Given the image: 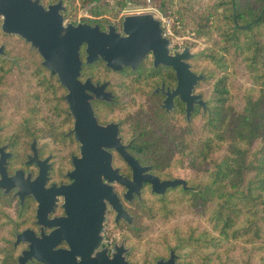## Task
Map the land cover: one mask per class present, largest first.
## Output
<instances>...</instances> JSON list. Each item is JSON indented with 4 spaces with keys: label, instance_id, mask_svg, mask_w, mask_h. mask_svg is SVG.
<instances>
[{
    "label": "flooded vegetation",
    "instance_id": "flooded-vegetation-1",
    "mask_svg": "<svg viewBox=\"0 0 264 264\" xmlns=\"http://www.w3.org/2000/svg\"><path fill=\"white\" fill-rule=\"evenodd\" d=\"M55 5L52 14L59 13L64 23L97 24L103 32L113 25L125 34V14L113 22L103 15L93 21L85 13L73 19L69 0L7 1V15L0 16V61H8L9 68L19 61L21 68H8L0 86V155L7 159V177L0 183V264H17L20 255L27 256L24 264H203L200 249L186 247L184 239L177 243L172 233L155 231L154 218L158 204L167 206V194L192 190L181 172L184 167L171 171V153L161 149L168 126L172 122L179 131L175 120L190 122L207 110L195 103L186 119V102L175 91L176 70L155 65L154 49L158 55L165 49L168 55H179L199 74L190 61L193 55H182L188 44L172 42L161 22L170 42H155L135 67L113 69L100 57L88 63L82 43L78 83H69L79 100L74 109L66 99L70 89L32 45L39 35V6ZM4 18L9 27L19 19L23 33L3 31ZM203 80L192 89L202 100ZM89 104L96 121L90 119ZM102 158L110 159V170L103 173L99 161L95 171L100 176L92 183L90 159ZM78 159H83L81 168L75 165ZM17 171L16 178H9ZM82 172L84 182H76ZM174 179L186 186L153 190Z\"/></svg>",
    "mask_w": 264,
    "mask_h": 264
},
{
    "label": "trees",
    "instance_id": "trees-1",
    "mask_svg": "<svg viewBox=\"0 0 264 264\" xmlns=\"http://www.w3.org/2000/svg\"><path fill=\"white\" fill-rule=\"evenodd\" d=\"M93 1L90 13L97 16L116 15L128 0L82 4ZM132 1L157 5L185 26L190 19L189 27L207 42L190 60L205 76L207 110L190 122L175 120L179 131L171 122L162 142L170 168L178 162L191 169L185 180L192 187L163 211L182 203L201 217L197 233L187 236L189 226L178 224L172 234L177 243L209 248L204 264L213 257L217 264H264V0H178L176 7L174 0ZM7 71L0 67V86Z\"/></svg>",
    "mask_w": 264,
    "mask_h": 264
},
{
    "label": "water",
    "instance_id": "water-1",
    "mask_svg": "<svg viewBox=\"0 0 264 264\" xmlns=\"http://www.w3.org/2000/svg\"><path fill=\"white\" fill-rule=\"evenodd\" d=\"M8 0H0V16L7 15L6 3ZM55 6H49L48 9H43L39 6L37 13L38 20L35 22L38 37L33 40L32 45L37 47L44 57L43 64L48 67L52 73H57L58 77L63 85L70 89V92L66 95L71 108H78L79 100L75 97L77 92L72 89L69 84L72 81L77 85L78 72L81 66V60L78 55L79 46L82 43H86L87 62L92 63L99 57L106 61L107 66L113 69H120L122 64L131 65L135 67L146 52L155 47V42H170V39L164 36L162 33L161 21L152 12H139L129 13L124 15L122 21V31L125 33L121 35L116 32L113 25L108 26V30L103 32L99 29L97 24L89 25L86 23H64L62 16L58 13L56 16L52 14ZM53 8V9H52ZM51 13L53 17L49 15ZM55 13V11H53ZM49 17V19L47 18ZM14 25L9 27L7 19L4 18L2 23L3 31H12L19 34L23 33V28L19 24V19L14 21ZM122 42L124 52H119V43ZM3 46H0V53H2ZM154 64L165 63L172 65L176 70L177 77L179 79V85L175 91H178L181 98L186 102V119H190L191 111L194 104L199 103L206 110V102L201 99V94H193L192 89L199 80L205 78L204 74L194 73L190 68L188 61H183L179 55H168L167 49L162 52L161 55L155 53ZM183 57L188 59L193 55L189 46L184 49ZM68 71H74L73 75H68ZM88 81V80H87ZM102 87V85H101ZM91 89H94L91 87ZM74 97V98H73ZM88 106V104H87ZM90 119L96 121L91 104H89ZM103 160V164H102ZM79 163L75 164L76 167L83 166V159H78ZM99 161L102 165V172H109L110 159L102 158L101 160L90 159V182H98L97 176H100L99 172L95 171L98 168ZM7 159L5 156L0 155V173L1 180L6 176ZM97 162V163H95ZM106 163V164H105ZM19 171L11 179L16 178ZM83 172L80 175V179H76V182H84ZM178 183H182L185 187V181L182 179L166 180L159 183L158 186H153V190L161 192L167 186H175ZM26 255H20L18 257L17 264H24ZM156 264H159L157 262Z\"/></svg>",
    "mask_w": 264,
    "mask_h": 264
},
{
    "label": "rangeland",
    "instance_id": "rangeland-1",
    "mask_svg": "<svg viewBox=\"0 0 264 264\" xmlns=\"http://www.w3.org/2000/svg\"><path fill=\"white\" fill-rule=\"evenodd\" d=\"M70 1V5L73 6V19H77L78 18V13L80 14H87L88 16H90V18L94 21L95 18L97 17H101L106 16L108 17L107 20L109 22H113L114 18H120L122 15H126L129 12H136V11H143V12H152L154 13V15L161 20L162 22V26H163V30L164 32L167 34L168 37H170L172 39V42H186L188 44V46H190V49L192 51V53H194L196 50H200L203 49L207 42L205 41L204 37H197L195 32L189 27V24H191V20L190 19H186L184 20L185 24H187L188 26H185L184 24H182V22L177 18V15H164L160 12L159 9H157V5H153L150 4V2H148L147 4H143V3H139L138 1H132V0H128L127 4L125 5V7L120 10L116 15H112V14H100L97 16H94L90 13V7L95 4V2H91V3H87V4H82V0H69ZM204 1V0H203ZM102 2V0L99 1V3ZM108 2L113 3L114 0H108ZM174 5L176 7V5L178 4V0H174ZM87 8L86 11H84V9ZM176 26L177 28H179L181 31L179 34H174L173 33V27ZM18 61V60H17ZM4 66L5 68H9L10 63L8 61H0V66ZM13 67H10V70H16V68L20 69V62H16L13 63ZM205 79V78H204ZM177 164L174 165L173 167H171V171H178L180 169V164L178 162H176ZM182 168V166H181ZM184 171L181 170V172L183 173L184 177H190L191 176V169L189 167H185L183 169ZM176 196V200H178L179 198L183 199L182 194L181 193H177V194H173V192H170L169 194H167V196L164 197L165 200L168 199L167 201V205L170 206V201L175 198ZM183 201V200H182ZM158 202V200L156 201V203ZM186 204H180L177 205L175 207H173V212L169 213L172 216H170L169 214H167L166 212H164V207H161L160 204H158L157 207V212L156 215L154 213V218H155V224H156V230L161 229V232H169L172 233L175 230H178L177 226L178 224H183V226L185 224H187L189 227L186 228V235L188 236L189 231L194 230L195 229V233H197L199 230L198 226H200V223H198V221L201 219V217L199 216V214L195 211L194 208L192 207H187L185 206ZM170 209V207H167ZM172 209V208H171ZM169 211V210H167ZM165 214V215H164ZM158 225V226H157ZM192 226V227H190ZM186 247H192L194 249H198L195 248L194 246H192V244L190 243V245H188V241L186 242ZM207 249H200V253H201V257H202V263L204 264V259H203V253L204 250H208ZM194 255V253H193ZM206 264H217V258L213 257L211 259V261H207Z\"/></svg>",
    "mask_w": 264,
    "mask_h": 264
}]
</instances>
